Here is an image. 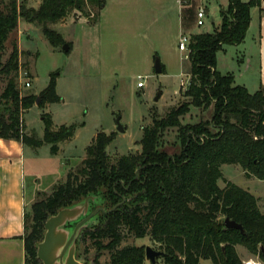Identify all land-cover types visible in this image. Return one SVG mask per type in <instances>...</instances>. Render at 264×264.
Segmentation results:
<instances>
[{
  "label": "trees",
  "instance_id": "16d2710c",
  "mask_svg": "<svg viewBox=\"0 0 264 264\" xmlns=\"http://www.w3.org/2000/svg\"><path fill=\"white\" fill-rule=\"evenodd\" d=\"M23 1L17 5L15 0H0V79L4 82L2 90L0 86V137L33 147L48 143L56 153L57 143L69 139L74 127L61 125L52 130L49 115H44L42 138L25 134L20 115L37 97L22 96L17 87L15 39L10 41L5 61L2 55L21 17L40 25L53 47L62 45V36L48 24L73 9L82 11L86 1L41 0L37 8H27ZM94 1L99 7L104 3ZM261 4V0H228L219 11L217 28L190 35L188 100L164 116H153L151 124L142 128L139 152L120 155L111 162L106 147L113 137L99 133L87 147L76 175L69 171L52 192H43L45 197L33 204L30 226L25 212V264H42L36 244L43 237L45 220L90 194L96 196L91 210L98 206L109 210L118 204L110 212H98L91 226L79 235L80 241L88 238L98 251L109 253V261L103 264H146L143 246H120L129 234L149 235L164 252L165 264H199L201 259L213 264H242L236 246L264 264V213L257 198L230 181L222 188L217 184L223 164H238L247 176L264 180V86L250 93L244 85L234 83L232 73L222 74L217 69V52L224 45L244 40L250 9ZM41 97L42 101L57 100L53 82L42 90ZM191 106L206 114L195 123L182 124L181 118ZM170 129L177 130L180 150L176 153L164 149L163 137ZM226 217L239 223L242 231L226 228ZM99 253L95 264H100Z\"/></svg>",
  "mask_w": 264,
  "mask_h": 264
},
{
  "label": "rangeland",
  "instance_id": "374dc122",
  "mask_svg": "<svg viewBox=\"0 0 264 264\" xmlns=\"http://www.w3.org/2000/svg\"><path fill=\"white\" fill-rule=\"evenodd\" d=\"M40 1L23 2L27 8H37ZM85 1L82 11L73 9L61 20L48 24L68 44L67 51L63 49L64 43L53 47L40 25L21 17L2 55L5 61L11 51L10 41L15 39L19 53L17 87L22 96L33 94L39 98L37 104L20 115L23 132L42 138L44 115H49L52 130L61 125L74 127L69 139L57 143L56 153H52L48 143L39 147L26 144L25 200L29 226L33 204L45 197L43 192L49 194L64 182L69 171L76 175L87 147L97 134L112 135L106 153L114 162L120 155L139 152L142 128L151 124L153 116H164L173 106L188 100L185 92L190 79L189 50L178 48L179 37L212 31L220 22L218 5L223 0H193L190 11L194 18L190 24L189 13H182L183 7L176 0H105L101 11L98 2ZM199 7L205 10L202 25L196 23ZM250 14L251 24L244 40L240 44L224 45L217 52V67L221 73L232 72L234 83L253 93L264 86V12L253 6ZM156 59L161 64L160 73L154 70ZM138 76L144 81L140 88L136 85ZM25 81L30 86L25 87ZM51 82L57 100L42 101V90ZM0 86L2 90L1 79ZM205 114L191 106L181 123H195ZM118 117L123 132L117 130ZM163 141L169 153L179 152L176 129L168 130ZM221 171L219 187L230 181L248 190L264 213V180L247 176L238 164H223ZM79 239L76 241L78 260L95 264L94 257L101 251L90 239ZM124 245L161 250L149 235L129 234L120 246ZM236 249L242 264L249 258H257L241 246ZM99 254L100 264L109 261L108 252ZM145 263L150 264L147 258ZM156 264H165L162 256ZM199 264L213 263L201 259Z\"/></svg>",
  "mask_w": 264,
  "mask_h": 264
},
{
  "label": "crops",
  "instance_id": "0c3cea01",
  "mask_svg": "<svg viewBox=\"0 0 264 264\" xmlns=\"http://www.w3.org/2000/svg\"><path fill=\"white\" fill-rule=\"evenodd\" d=\"M176 1L180 3L181 7H183L182 13H189L187 21L189 19L190 24L194 18L190 11V6L192 5L193 0ZM261 1L262 4L258 7L264 12V0ZM227 3L228 0L220 2L218 5V12L221 8H225ZM104 5L105 0L103 5L100 6V11ZM199 9L204 10L202 7H199L198 10ZM219 25L220 22L217 26H214V29ZM191 34L197 33H190L186 36L190 37ZM223 49L224 46L221 50ZM25 147L26 144L21 140L0 137V264H25V247L23 240L24 216L27 211L25 200Z\"/></svg>",
  "mask_w": 264,
  "mask_h": 264
},
{
  "label": "water",
  "instance_id": "95a60500",
  "mask_svg": "<svg viewBox=\"0 0 264 264\" xmlns=\"http://www.w3.org/2000/svg\"><path fill=\"white\" fill-rule=\"evenodd\" d=\"M63 49L68 50V44H63ZM154 70L160 73L162 68L158 59L155 60ZM159 94L156 96V100ZM39 98L37 97L36 104ZM117 130L124 131V127L116 119ZM96 200L95 195H87L81 201L69 206L60 208L56 213L51 214L44 222V233L41 241L36 244L37 258L42 264H88L77 259L76 241L81 231L91 226L93 217L98 212H110L118 204L109 210L98 206L93 210L90 209L91 203ZM226 228H236L242 231L239 223L226 217L224 219ZM145 257L150 264H156L158 257L164 255L162 250H155L150 246H145Z\"/></svg>",
  "mask_w": 264,
  "mask_h": 264
},
{
  "label": "built area",
  "instance_id": "2783aa9c",
  "mask_svg": "<svg viewBox=\"0 0 264 264\" xmlns=\"http://www.w3.org/2000/svg\"><path fill=\"white\" fill-rule=\"evenodd\" d=\"M15 1H16L17 5H19V3L21 1H23V0H15ZM204 16H205L204 10L199 9L197 11V25H202L203 24ZM188 41H189V36L181 35V37L179 38V41H178V48L180 50H186ZM137 78H138V81L136 83L137 87H139V88L143 87L144 86L143 77L138 76ZM23 84H24L25 87L30 86V82L29 81H25V82H23ZM249 260L256 261L257 264H263L258 258H249L244 263L247 264V261H249Z\"/></svg>",
  "mask_w": 264,
  "mask_h": 264
},
{
  "label": "clouds",
  "instance_id": "9594fccd",
  "mask_svg": "<svg viewBox=\"0 0 264 264\" xmlns=\"http://www.w3.org/2000/svg\"><path fill=\"white\" fill-rule=\"evenodd\" d=\"M247 264H257V262L253 261V260H249V261H247Z\"/></svg>",
  "mask_w": 264,
  "mask_h": 264
},
{
  "label": "flooded vegetation",
  "instance_id": "af4514ba",
  "mask_svg": "<svg viewBox=\"0 0 264 264\" xmlns=\"http://www.w3.org/2000/svg\"><path fill=\"white\" fill-rule=\"evenodd\" d=\"M146 258V257H145ZM150 262V261H149Z\"/></svg>",
  "mask_w": 264,
  "mask_h": 264
}]
</instances>
